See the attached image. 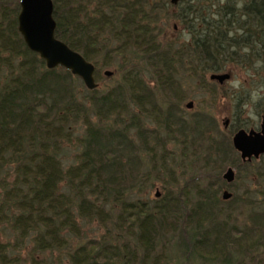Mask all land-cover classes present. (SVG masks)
I'll list each match as a JSON object with an SVG mask.
<instances>
[{
  "label": "trees",
  "instance_id": "1",
  "mask_svg": "<svg viewBox=\"0 0 264 264\" xmlns=\"http://www.w3.org/2000/svg\"><path fill=\"white\" fill-rule=\"evenodd\" d=\"M52 2L58 40L96 65L121 57L127 70L113 87L88 90L64 68L47 69L18 32L19 0H0V226L13 236L0 240V264L24 262L13 252L27 242L33 264V253L54 251L63 256L53 264H171L168 246L180 255L172 264H264V155L242 162L231 142L252 126L234 118L221 132L208 113L186 117L181 81L188 72L203 83L258 44L263 52L245 62L264 64V0L239 9L230 0ZM168 17L187 30V43L164 37ZM254 107L264 117V93ZM80 126L79 153L64 168L62 152ZM168 144L181 147V161ZM197 161L203 174L183 184L176 166ZM227 165L235 184L222 179ZM160 177L164 194L136 198ZM241 179L260 188L255 207L236 194ZM224 189L233 192L228 201ZM94 222L104 232L87 238L81 225Z\"/></svg>",
  "mask_w": 264,
  "mask_h": 264
},
{
  "label": "rangeland",
  "instance_id": "2",
  "mask_svg": "<svg viewBox=\"0 0 264 264\" xmlns=\"http://www.w3.org/2000/svg\"><path fill=\"white\" fill-rule=\"evenodd\" d=\"M228 0H219L220 6L224 5ZM250 0H230V2H233L237 9H239L244 3L248 2ZM228 8V7H227ZM212 9V8H211ZM212 16V15H211ZM232 20L233 18L230 17ZM163 19V18H162ZM160 27L162 28V32L164 34V37L168 38L169 40L175 41V44L179 45L181 43H187L189 40L188 32L184 29V26L181 25L179 22L174 21L170 17L167 19H163L160 23ZM239 35H242L241 32H239ZM249 38H252L251 35ZM263 51L261 50L260 45H256L251 50H245V49H239L237 51V55H234V61L233 63H228L227 66L223 71H220L219 73H228L230 75V79L226 81L224 84L219 85L217 82H213L209 80V75L207 74L205 81L202 83L198 79H193L191 77L190 73L183 72L181 73V79L183 88L185 90V99L182 102V108L183 111L186 113V117L190 118L192 114L195 113H208L213 119L217 122V127L220 129L221 132H225L226 129L223 127V121L225 119L229 120L230 124L235 123L234 118H237L238 122L240 123H246L250 126H252L250 129H259V125L261 123L262 116L257 115L256 108L254 105L257 103L260 96L264 93V64L258 63L256 64L255 61H253V58L251 57L249 59V62L252 63V68L250 67V64L245 62L247 58L253 53L256 55H260ZM264 55V53H263ZM226 59H230L231 56H224ZM247 61V60H246ZM95 66V73H98V76L95 75L96 83L98 84V88L106 90L114 85H116L120 80L122 79V76L124 75L125 71L127 70L125 65L122 63L121 57H115L111 62L109 66H105V63L100 59L99 63ZM105 71L112 72V76L107 77L104 75ZM143 79L146 83L150 85V87H154L153 79L149 74L143 75ZM79 84L84 86L82 81L79 79ZM85 87V86H84ZM86 88V87H85ZM239 101L240 106L242 107V113L236 114L235 112V105ZM188 102L193 103V107L191 109L186 108V104ZM148 127H154L153 125L149 124ZM249 129V128H248ZM247 130V129H246ZM83 134V128L80 126L77 132L75 133L74 137H76L74 140H72L71 143L65 146L62 155L61 160L62 164L64 165V168L73 165L75 163L76 154L79 153L80 146L78 145L77 138H80ZM225 134V133H224ZM232 138V137H231ZM181 147L179 145L175 144H168L166 151L169 153H175L178 157L182 155L183 152H181ZM236 152V151H235ZM184 155L187 158L192 157V152H187ZM236 156L239 158V154L236 152ZM263 156V155H262ZM261 157V156H260ZM256 160L260 161L261 159ZM233 158V157H232ZM231 158V159H232ZM188 160V159H187ZM186 160V161H187ZM181 161V157H180ZM176 172L177 174L181 175L185 173V178L183 181V184L187 181V179L192 176L196 175L197 177L203 174L202 162L197 161L190 166V169L188 167H185V165L179 164V166H176ZM231 166H226L225 169L222 172V175L226 171L227 168ZM235 171V170H234ZM236 171H235V177H236ZM221 175V176H222ZM182 177V176H180ZM186 179V180H185ZM167 178L162 179L160 177L159 180H154L152 182L151 186H148L146 190L142 193L141 196H138L136 198H140L142 200H146L148 202L154 201L158 197L155 196V194L158 192L159 197L164 194L163 187L167 186ZM235 184V181L233 182ZM232 184V183H231ZM237 185V195H239L242 199V201L246 204V207L248 209L250 208L248 205L250 203H254L252 206L255 207V204L257 202H261L263 197L260 194V188L257 187L256 184L250 181L244 183V181L241 179L239 182L236 183ZM264 190V187L261 188ZM228 192L232 193V191H229V189H224ZM222 190L220 193V196H222ZM247 191V195L251 192L254 193V196L251 197V199H248V197L245 195ZM257 201V202H256ZM242 204V203H241ZM238 205L240 203H234L231 205V208L235 207L233 211H239ZM249 210H247L248 212ZM81 229L86 233L87 238H93L98 236L99 234L104 232V229L100 227V225L94 223H85L81 225ZM0 240L1 241H13V236L6 226H0ZM27 249L26 250H20L19 252H13V254H16L17 256H20L24 262H21L20 264H33V262L30 259V250L32 244L27 242ZM168 250H166V255L169 256L171 259L170 261L173 263L176 258H178L180 255L174 248H170V246L167 247ZM63 253L59 252H45V253H33L37 264H53L56 259H59L60 256ZM36 262L34 264H36ZM170 262V263H171ZM171 263V264H172ZM191 264H207L203 263L201 261L192 262Z\"/></svg>",
  "mask_w": 264,
  "mask_h": 264
},
{
  "label": "water",
  "instance_id": "3",
  "mask_svg": "<svg viewBox=\"0 0 264 264\" xmlns=\"http://www.w3.org/2000/svg\"><path fill=\"white\" fill-rule=\"evenodd\" d=\"M185 0H169L171 5H177ZM20 11L17 16L18 32L26 47L36 53L45 62L47 69L62 67L78 77L86 89L94 90L98 87L95 79V66L87 61L80 53L70 49L65 43L55 37L56 23L53 18L52 0H19ZM104 75L112 76V72L105 71ZM228 73H212L209 80L219 85L228 81ZM193 107L192 102L186 104L187 109ZM229 120L223 121L226 129ZM233 149L239 154L242 162L258 160L264 155V118L259 129H239L231 138ZM222 179L231 184L235 180V171L229 167L222 175ZM159 197V193L155 194ZM232 193L224 190L222 200L231 199Z\"/></svg>",
  "mask_w": 264,
  "mask_h": 264
},
{
  "label": "flooded vegetation",
  "instance_id": "4",
  "mask_svg": "<svg viewBox=\"0 0 264 264\" xmlns=\"http://www.w3.org/2000/svg\"><path fill=\"white\" fill-rule=\"evenodd\" d=\"M229 79H230V78H229ZM263 118H264V117H263ZM263 118H261V122H262V119H263ZM260 124H261V123H260ZM228 126H229V125H228ZM248 130H249V129H248Z\"/></svg>",
  "mask_w": 264,
  "mask_h": 264
}]
</instances>
